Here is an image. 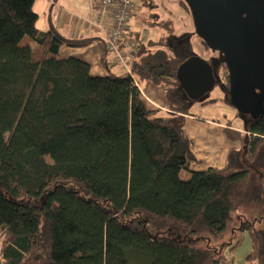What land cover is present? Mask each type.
<instances>
[{
	"label": "trees",
	"instance_id": "1",
	"mask_svg": "<svg viewBox=\"0 0 264 264\" xmlns=\"http://www.w3.org/2000/svg\"><path fill=\"white\" fill-rule=\"evenodd\" d=\"M35 1L0 0V264H223L243 232L245 260L264 264V228L255 225L264 214L239 213L264 208V111L224 128L242 144L224 166L193 169V140L167 115L191 114L197 101L177 74L195 55L193 33L156 17L167 32L142 40L136 31L133 75L118 65L96 75L88 61L60 54L94 38L40 30ZM25 36L43 47L39 59ZM200 39L221 54L206 61L230 93L224 54ZM138 79L167 86L166 111L149 105ZM148 220L183 237L152 234Z\"/></svg>",
	"mask_w": 264,
	"mask_h": 264
},
{
	"label": "rangeland",
	"instance_id": "2",
	"mask_svg": "<svg viewBox=\"0 0 264 264\" xmlns=\"http://www.w3.org/2000/svg\"><path fill=\"white\" fill-rule=\"evenodd\" d=\"M153 4L142 5L137 17L132 21V28L137 32H146L147 39H157L159 36L165 34L167 31L162 26L154 24L153 21L160 22L170 21L175 33H181L185 30L186 24L189 22L193 27V51L194 54L200 56L203 59H210L212 57V64L217 63L218 58H221V54L213 53L212 50L205 47L200 37L197 35L194 28L193 18L190 14L186 13V8L181 5L184 0H148ZM51 4L48 0H36L34 9L39 15L37 21V27L40 30H46L49 26V15L55 14L57 10H52ZM184 7V8H183ZM52 10V11H51ZM188 11V10H187ZM189 12V11H188ZM190 13V12H189ZM185 25V27H184ZM22 43L30 44L32 47L33 58L39 59L43 54V47L38 44L29 36H25ZM81 47L63 46L60 51L61 55L71 56L75 54L76 57L86 58L90 60L93 74L105 73V65L99 61L96 56L97 51L80 50ZM114 71L118 72L120 67ZM139 80V79H138ZM142 94L150 101L151 104L165 105V92L167 86L164 84H155L147 80H139ZM230 93H226L219 84H216L214 88L195 101L191 108V114L182 115H169L170 121L179 126L182 124L184 131L192 138V151L196 157L191 165L193 169H205L210 166L222 167L227 163L228 153L231 148L237 150L242 149L240 141H233L228 138L224 126H230L234 129H242L246 119V114L239 112L234 104L228 100ZM215 100L203 102L204 98ZM151 100L153 102H151ZM182 177L188 178L190 176L189 171L183 170L181 172ZM240 214L247 216L250 220L259 218L264 214V208L256 205L243 206L239 210ZM148 229L152 234H165L175 237H183L182 234L169 230H157L154 228L153 223L148 220ZM255 225L258 228H264V220L255 221ZM2 242L0 241V249ZM251 249V240L248 232L240 234L239 244L231 250V244L224 252L225 263L223 264H249L245 260V254Z\"/></svg>",
	"mask_w": 264,
	"mask_h": 264
},
{
	"label": "water",
	"instance_id": "3",
	"mask_svg": "<svg viewBox=\"0 0 264 264\" xmlns=\"http://www.w3.org/2000/svg\"><path fill=\"white\" fill-rule=\"evenodd\" d=\"M197 35L221 51L230 76L231 101L252 118L264 111V0H185ZM178 79L195 100L215 86L212 65L197 55L178 68Z\"/></svg>",
	"mask_w": 264,
	"mask_h": 264
},
{
	"label": "crops",
	"instance_id": "4",
	"mask_svg": "<svg viewBox=\"0 0 264 264\" xmlns=\"http://www.w3.org/2000/svg\"><path fill=\"white\" fill-rule=\"evenodd\" d=\"M48 2H49V4H51L50 8L52 10L58 9L54 15L53 14L49 15V18H48L49 19V26H50V24H53L54 27L59 32H61L63 35H65L67 37H92V38H94V40L91 44H89L88 46H85V47H81V49L87 50L88 52L97 51L96 56L98 58L100 56L99 61L102 62V58L104 57L105 52H107L106 51L107 40H106L105 33L101 29H99L95 24H91V22H89L90 20L91 21L95 20V18L97 17V12L92 5L93 1L92 0H48ZM35 3H36V1H35ZM181 5L185 7V5L182 4V2H181ZM141 7H142V5H141V3H139L138 9L136 10L134 16L132 17V19L130 21V28L132 26V24H131L132 21L137 17V14H138ZM187 10H186V13L190 14L191 17L193 18L192 13H189L188 12L189 10L188 11ZM193 23H194V21H193ZM184 27H185V25H184ZM194 28L196 30L195 23H194ZM192 29H193V27L188 22L186 24L185 30L182 32L193 33L194 30H192ZM134 31L136 32V30H134ZM146 35H147L146 32H143L141 35V39L146 40L147 39ZM62 48H63V46L61 47V49ZM61 49H60V51H61ZM70 55L76 56L75 54H70ZM77 57H79V56H77ZM106 57H107V58H105L106 63L102 62L105 65L106 71L108 68H111L112 70L117 68L114 64H112V63L109 64V61L111 62V59L108 56V54ZM82 59H84L90 63L89 59H86V58H82ZM90 65H91V63H90ZM91 69H92V66H91ZM105 73H100V74H96V75H104ZM144 98L147 100V102L149 103V105L151 107H156V108H159L163 111L167 110L165 105L159 106L158 104H156L152 100H151V102H153V104H151L149 101L150 99L148 100L145 96H144ZM225 127L226 126H224V128Z\"/></svg>",
	"mask_w": 264,
	"mask_h": 264
},
{
	"label": "built area",
	"instance_id": "5",
	"mask_svg": "<svg viewBox=\"0 0 264 264\" xmlns=\"http://www.w3.org/2000/svg\"><path fill=\"white\" fill-rule=\"evenodd\" d=\"M92 1L97 17L89 22L105 33L107 54L112 64L133 75L130 58L137 49L138 39L132 26L130 28V21L139 7L140 0Z\"/></svg>",
	"mask_w": 264,
	"mask_h": 264
}]
</instances>
